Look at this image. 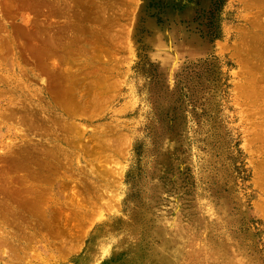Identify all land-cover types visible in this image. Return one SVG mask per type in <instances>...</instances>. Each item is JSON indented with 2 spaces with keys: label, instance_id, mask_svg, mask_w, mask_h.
Instances as JSON below:
<instances>
[{
  "label": "rangeland",
  "instance_id": "374dc122",
  "mask_svg": "<svg viewBox=\"0 0 264 264\" xmlns=\"http://www.w3.org/2000/svg\"><path fill=\"white\" fill-rule=\"evenodd\" d=\"M0 264H264V0H0Z\"/></svg>",
  "mask_w": 264,
  "mask_h": 264
},
{
  "label": "bare ground",
  "instance_id": "6f19581e",
  "mask_svg": "<svg viewBox=\"0 0 264 264\" xmlns=\"http://www.w3.org/2000/svg\"><path fill=\"white\" fill-rule=\"evenodd\" d=\"M90 249H92V247L90 248ZM93 250V249H92ZM93 252V251H92Z\"/></svg>",
  "mask_w": 264,
  "mask_h": 264
}]
</instances>
